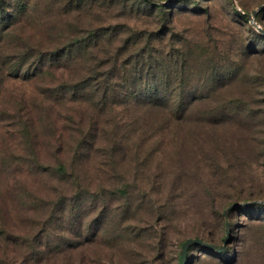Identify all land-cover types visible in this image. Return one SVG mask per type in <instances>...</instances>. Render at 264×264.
<instances>
[{
	"label": "rangeland",
	"instance_id": "374dc122",
	"mask_svg": "<svg viewBox=\"0 0 264 264\" xmlns=\"http://www.w3.org/2000/svg\"><path fill=\"white\" fill-rule=\"evenodd\" d=\"M30 1L38 7L32 16L68 22L78 13L66 15L65 5L92 0ZM127 2L134 7L121 10L117 4L110 13L97 9L94 16L114 22L126 19L136 28L149 25L156 32L157 49L168 60L177 57L176 65H165L184 69V78L176 74L169 79L161 72L150 82L183 81L186 118L147 134L125 133L129 139L118 155L117 173L106 175L105 189L93 183L97 195L85 197L84 213L75 211L69 222L49 228L46 240L55 253L51 264H130L124 252L128 248L114 245L118 231L112 222L131 207V228L153 227L159 232V237L128 245L138 251L134 264H264V204L227 214L234 204L264 200V136L252 141L251 127L240 123H249L247 119L264 105V34L249 17L264 28V0H158L156 8L145 0ZM79 16L90 18L85 11ZM179 54L186 61L179 60ZM178 94L161 92L168 99L180 98ZM94 202L97 207L89 213ZM153 205L168 218L149 217ZM104 206H109L105 216L113 220L103 222L92 242L87 226ZM80 215H87L83 228L78 226ZM198 238L219 247L226 240L230 243L222 253L190 244L184 263L185 244ZM160 240L162 250L151 252Z\"/></svg>",
	"mask_w": 264,
	"mask_h": 264
},
{
	"label": "trees",
	"instance_id": "16d2710c",
	"mask_svg": "<svg viewBox=\"0 0 264 264\" xmlns=\"http://www.w3.org/2000/svg\"><path fill=\"white\" fill-rule=\"evenodd\" d=\"M145 1L160 6L158 0ZM117 4L121 10L134 7L127 0ZM117 4H67L65 14L77 17L57 22L32 16L38 7L30 0H0V264H51L49 228L69 222L75 211L84 213L82 202L92 195L93 183L105 189L103 179L117 173L118 155L129 139L125 133L147 134L186 118L183 81L150 82L161 72L184 78V69L165 65L177 63V57L168 60L157 49L156 32L126 19L94 16L97 9L110 13ZM83 11L88 20H80ZM178 58L186 61L184 54ZM164 90L177 91L180 98L168 99L161 95ZM247 120L240 123L251 127L252 141L264 136V105ZM93 204L89 213L97 207ZM259 204L264 203L247 206ZM151 208L152 219L168 218L161 208ZM131 209L117 221L110 219L118 231L114 245L128 248L125 255L134 264L138 251L128 245L159 232L131 228ZM101 210L87 226L92 242L103 222L111 221L105 216L109 206ZM84 217L78 216L81 228ZM163 247L160 240L151 252Z\"/></svg>",
	"mask_w": 264,
	"mask_h": 264
},
{
	"label": "water",
	"instance_id": "95a60500",
	"mask_svg": "<svg viewBox=\"0 0 264 264\" xmlns=\"http://www.w3.org/2000/svg\"><path fill=\"white\" fill-rule=\"evenodd\" d=\"M263 8H264V6L261 7L260 9H263ZM256 13H257V11H256ZM249 17H250V19H251V22L254 24V26H256V28H257L262 34H264V28L256 22L254 16H253V15H250ZM258 203H264V200H258V201H252V202H242V203L234 204L233 206H231V207L227 210V214H228L231 210H234V209H236V208H239V207H242V206H246V205H254V204H258ZM193 243L203 244V245H205V246H207V247H212V248H214V249L217 250L218 252H222V251H224V250L226 249L227 244H228V240H226V242H225V244H224L223 247H219V246L213 245V244H211V243H209V242H206L205 240H203V239H199V238H198V239H191V240H189V241L185 244V246H184V255H183L184 263H185L186 260H187V251H188V248H189L190 244H193Z\"/></svg>",
	"mask_w": 264,
	"mask_h": 264
}]
</instances>
